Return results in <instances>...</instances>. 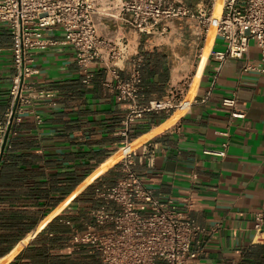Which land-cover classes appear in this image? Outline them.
I'll use <instances>...</instances> for the list:
<instances>
[{"label": "crops", "instance_id": "1", "mask_svg": "<svg viewBox=\"0 0 264 264\" xmlns=\"http://www.w3.org/2000/svg\"><path fill=\"white\" fill-rule=\"evenodd\" d=\"M176 1L194 12L219 3ZM198 32L196 23L184 21L150 34L114 32L128 43L116 63L122 78L131 76L138 54L144 56L145 98H163L185 83L188 98L204 100L185 113L146 114L133 124L139 153L156 145L153 163L142 158L138 172L179 209L192 200L190 215L199 225H219L203 238L204 253L192 264H264V234L254 230L255 214L264 211V74L243 69L260 64L259 48L252 41L244 59L221 63L212 52L225 43ZM49 37L61 41L62 32ZM11 47V34L0 24V121L10 103ZM33 57L37 72L25 79L24 91L31 102L12 126L3 155L0 150V264H102L68 239L90 221L96 186L115 181L127 107L104 64L94 63L85 82L69 45H51ZM227 99L235 104L225 105Z\"/></svg>", "mask_w": 264, "mask_h": 264}, {"label": "built area", "instance_id": "2", "mask_svg": "<svg viewBox=\"0 0 264 264\" xmlns=\"http://www.w3.org/2000/svg\"><path fill=\"white\" fill-rule=\"evenodd\" d=\"M175 21L196 23L198 36L204 40H222L225 49L212 52L221 63L244 59L255 42L260 64L247 63L243 69L264 74V0H222L220 5L197 12L176 0H0V24L11 34L14 67L10 103L0 121V150L7 130L22 120L24 106L31 102L24 91L29 89L25 79L37 72L33 54L51 45L73 48L85 82L92 77L94 63L104 64L118 101L127 107L115 181L96 186L98 205L89 211L84 232L72 229L68 242L75 250L85 247L98 255L102 264H192L204 253L206 234L219 230V225L206 228L195 222L190 215L192 200L179 209L145 185L138 165L145 157L153 163L156 145L147 144L139 153L131 140L133 124L146 114L170 117L204 102L188 98L185 83L171 88L163 98H145L140 86L141 54L128 78H122L117 67L128 49L126 37L115 35L119 28L150 34L159 25ZM56 29L62 32L61 41L49 37ZM224 104L233 106L235 101L227 99ZM215 154L224 156V152ZM254 230L255 236L264 234V211L255 214Z\"/></svg>", "mask_w": 264, "mask_h": 264}, {"label": "water", "instance_id": "3", "mask_svg": "<svg viewBox=\"0 0 264 264\" xmlns=\"http://www.w3.org/2000/svg\"><path fill=\"white\" fill-rule=\"evenodd\" d=\"M10 129L11 128L9 127V129L7 130L6 136L4 138L3 146H2V149H1V155H3V153H4V150H5V147H6V144H7V140H8L9 134H10Z\"/></svg>", "mask_w": 264, "mask_h": 264}, {"label": "bare ground", "instance_id": "4", "mask_svg": "<svg viewBox=\"0 0 264 264\" xmlns=\"http://www.w3.org/2000/svg\"><path fill=\"white\" fill-rule=\"evenodd\" d=\"M218 1H219V3H218L219 5L222 4V0H218Z\"/></svg>", "mask_w": 264, "mask_h": 264}, {"label": "trees", "instance_id": "5", "mask_svg": "<svg viewBox=\"0 0 264 264\" xmlns=\"http://www.w3.org/2000/svg\"><path fill=\"white\" fill-rule=\"evenodd\" d=\"M69 238H70V236H69ZM68 242H69V239H68ZM70 246V245H69ZM71 247V246H70ZM82 248H85V247H82Z\"/></svg>", "mask_w": 264, "mask_h": 264}]
</instances>
